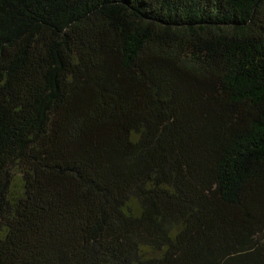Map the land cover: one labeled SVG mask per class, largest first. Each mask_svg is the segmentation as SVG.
Segmentation results:
<instances>
[{"label":"trees","instance_id":"trees-1","mask_svg":"<svg viewBox=\"0 0 264 264\" xmlns=\"http://www.w3.org/2000/svg\"><path fill=\"white\" fill-rule=\"evenodd\" d=\"M0 264H264V0H0Z\"/></svg>","mask_w":264,"mask_h":264}]
</instances>
